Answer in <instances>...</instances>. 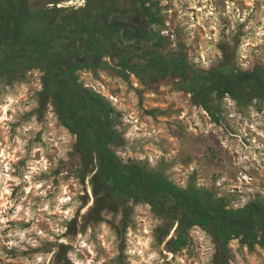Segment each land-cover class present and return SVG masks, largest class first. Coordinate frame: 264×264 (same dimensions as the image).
Segmentation results:
<instances>
[{
    "label": "rangeland",
    "instance_id": "374dc122",
    "mask_svg": "<svg viewBox=\"0 0 264 264\" xmlns=\"http://www.w3.org/2000/svg\"><path fill=\"white\" fill-rule=\"evenodd\" d=\"M77 2L78 0H27L30 10L36 11L47 7L53 10L55 18L87 4V0H84V3L77 7ZM104 2L113 9L120 11L145 9L153 12L156 19L150 24V38L160 42L162 47L169 52L180 51L186 54L193 66L204 68V59H211L210 57L201 59L199 56L202 43L201 36L204 34L205 29H201L200 32H196L194 29L185 32L184 28L177 23L179 13L175 9L172 0H168L166 4H161V0H104ZM176 2L179 3L180 0H176ZM208 2L217 12L226 11L227 3H232L235 5L233 11L239 9L241 14L245 11L249 13L244 23L237 25L235 34L231 37V42L222 39L217 44L222 56L211 59L208 68L231 67L235 72L259 68L264 71V37H261V43L248 45L245 54H240V45L243 43V38L252 32V29H248V32L244 30L248 21H253L256 27L264 23V20L261 19V17H264V0H251V3H248L247 0H227V3L226 0H208ZM197 7H202L200 0H197ZM183 9L192 13L193 20L199 15L196 9L189 8L187 3L183 4ZM203 10L207 11L206 8ZM220 18L225 25V28L221 30V35L224 36L231 21L227 17L221 16ZM153 25L158 27L153 28ZM161 30H167L168 34L162 35ZM214 31L213 29L212 32ZM111 43L113 46L105 45V42L102 43L103 63L101 65L79 68L75 71V74L78 83L84 88L101 95L113 108L110 112V119L112 120L111 127L114 136L109 143V147L115 155L118 150L126 151V146H130L133 151L132 156H118L123 162L137 163L148 170L159 172L184 191H198L202 196L212 201H222L221 203L224 204L226 209L241 208L249 202H258L264 206V159H260L257 163L256 160L249 158L244 161L246 167L234 164V161L239 159L241 155L240 152L235 151L236 145L241 148L251 147L257 158L264 155V137L248 134L243 136V144L240 143V139L237 140V137L232 135V132L236 131L230 128L232 120L228 115L229 112H234V110L243 111V117H245L243 118V127L245 128L246 117L252 119L251 113L255 110H258L264 118V97L252 95L249 100L240 103L227 93L222 94L215 91L209 97V104L215 111L214 117L201 104L195 102L191 92L181 87L179 78H175L157 68H153L150 73L131 74L120 66L118 60L127 44L136 45L139 44L138 41L125 42L121 36L117 35L111 40ZM108 48L112 49L114 59L107 54ZM33 69L39 70L42 75L36 76L32 71ZM100 72H103L104 75L101 76ZM43 73V63L34 52L31 50L24 51L22 48L10 43H0V95L7 93L9 89H14L15 86L27 84L28 91L26 95L28 100L37 99L39 103V107L32 109L30 112H18L16 122H10L13 134L15 128L22 121H27L34 115L38 123L45 125V128H42L41 132L36 134L34 140L29 141V146L40 142L41 136L47 128L49 105L52 106L53 111L58 116L51 95L45 93L43 89L36 91L34 87L37 79L42 84ZM133 77H135L139 87L133 84ZM85 84L88 86L85 87ZM245 89L250 91L248 87H245ZM130 93H135L136 102L134 105L131 103ZM226 95L236 101L235 107L229 105L225 99ZM110 97L116 98L117 102H123L126 107L117 110ZM21 103L23 104L24 101H21ZM193 107L202 108L211 118L208 120L203 113L198 112L201 124L204 127H207V123L214 125L213 128L208 130L207 134L200 130V126L191 121ZM133 109L140 113L136 121L137 126L142 122L150 123L151 126L146 130L156 129L150 137L144 140L125 138V132L132 125L131 123H125L123 118ZM224 112L227 115H223ZM8 114H12L11 110ZM147 117L151 118L150 122L145 119ZM259 119L262 118L257 119L258 126L262 127L264 121L260 122ZM250 121L248 120L249 123ZM59 124L63 125L60 118ZM117 126H119V131H117ZM190 129H195V131H190ZM262 129L264 131V126ZM137 131L138 133L141 131L139 127H137ZM9 140H11V136ZM225 142L233 145V147H226ZM5 143L3 128L0 127V148ZM147 143H152L164 153L158 158L155 167L152 166L149 160V156L153 155L152 150L144 147ZM72 148L73 151L68 153L69 161L67 163L60 161L59 166L53 171L52 175L58 176L64 169H68L70 172L76 171L80 176L83 187L84 178L90 173H95L89 181L94 206L89 210L84 225L79 230L83 231L90 223H99L102 219L100 216L101 211L111 212L113 220L107 221V223L117 234L119 240L117 245L118 255L112 260H106V264H131L130 256L126 251L129 247L126 237L127 229L131 226L133 231L139 232L141 236L148 235L143 231L145 222L134 218L146 216L144 212H136L135 208L137 205L142 206L147 202L114 194L108 182L98 175L96 159L85 156L77 144V140ZM54 154L55 151L52 154H46V158L51 161ZM39 155L37 153V158H39ZM140 155H144L145 158L141 160ZM16 163L23 165L25 160ZM191 165H195V167H190ZM241 174L248 177V180L242 179ZM217 181H220L219 185H217ZM53 183L58 184L59 181L53 180ZM20 187L18 185L13 189V197ZM83 199L85 201L89 199L87 188H85ZM244 201H247V203H244ZM150 212V218L153 222L160 221L151 232L154 242L150 245V250L158 251L160 257L164 260V264H181V261H183V264H241V262L243 264H264V248L259 244L249 247L241 241L240 236L231 237L223 242L217 238L210 225H193L183 229L178 226L175 220L165 214L156 213L152 209ZM117 214L121 216L119 224L115 223ZM17 223L23 227L30 226V222L24 224L23 221H9L10 226H15ZM40 227L43 230L48 228L47 224L43 222ZM201 232L205 234L204 239L200 238ZM75 234L76 222L74 219L72 224L69 225V232L64 235L74 236ZM179 235H181L183 242L175 249L174 240H177ZM234 239L237 240L236 246L230 244ZM165 241L167 242L165 243ZM161 245H163V250H161ZM245 246H247L246 254L244 253ZM53 248H59V251L56 252L50 264H70L66 260V253L71 250V247L57 244L55 241L45 242L41 248H29L28 251H23L16 246L8 249L5 244L0 243V264H25V260L31 259L32 255L41 252L48 253ZM167 253L172 254L170 260ZM107 255L108 250L101 247L96 259L101 256L107 257ZM81 258H83L82 255ZM131 258L140 259L136 255H132ZM153 264H157V262H153Z\"/></svg>",
    "mask_w": 264,
    "mask_h": 264
},
{
    "label": "trees",
    "instance_id": "16d2710c",
    "mask_svg": "<svg viewBox=\"0 0 264 264\" xmlns=\"http://www.w3.org/2000/svg\"><path fill=\"white\" fill-rule=\"evenodd\" d=\"M155 19L151 11H120L104 0H87L84 7L59 18L47 7L30 10L27 0H0V43L31 50L42 61L44 92L51 95L63 125L76 134L81 151L96 159L98 175L114 194L147 202L154 212L165 214L183 229L210 225L223 242L240 236L247 246L259 244L264 248L263 205L249 202L241 208L226 209L222 201H212L198 191H184L159 172L123 162L109 147L114 136L110 119L113 108L101 95L77 82L75 71L101 65L102 43L113 46L111 40L119 35L125 42H139L127 44L118 60L120 66L136 75L157 68L179 78L181 87L214 117L209 97L215 91L227 93L240 103L252 95L264 97L263 70L195 67L186 54L169 52L150 38V24ZM107 54L114 59L111 48ZM181 242L179 235L174 248Z\"/></svg>",
    "mask_w": 264,
    "mask_h": 264
},
{
    "label": "clouds",
    "instance_id": "9594fccd",
    "mask_svg": "<svg viewBox=\"0 0 264 264\" xmlns=\"http://www.w3.org/2000/svg\"><path fill=\"white\" fill-rule=\"evenodd\" d=\"M172 2L179 13L177 23L184 28L185 32L191 29L200 32L201 29H205L204 34L201 36L202 43L199 52L201 59L205 57H210L211 59L221 57L222 53L217 44L222 39H227L228 42H231V37L235 34L237 25L243 24L249 16L247 11L243 14L240 13L239 9L233 11L235 5L227 3V0V10L223 12H217L208 0H200L202 7H197V0H180L179 3L176 0H172ZM247 2L251 3V0H247ZM83 3L84 0H78L77 7ZM166 3H168V0H161V4ZM185 3H187L189 8H194L199 13L195 20L192 19L191 12L183 9V4ZM204 8L207 11H204ZM221 16L227 17L231 21L224 36L221 35V30L225 28L224 23L221 22ZM261 19L264 20V17H261ZM156 27L158 26L153 25V28ZM213 29L215 30L214 32H212ZM248 29H252V32L243 38V43L240 45L241 55L245 54L248 45L261 43V37H264V23L256 27L254 22L249 20L245 26V32H248ZM161 34L167 35L168 32L167 30H161ZM211 59H204V68L209 67ZM32 71L36 76L42 75L39 70L33 69ZM100 75L103 76L104 73L100 72ZM133 84L139 87L135 77H133ZM87 86L85 84V87ZM34 87L36 91L43 89V85L38 79L35 81ZM27 91L28 85L20 84L15 86L14 89H9L7 93L0 95V127L3 128V139L6 142L0 148V243L5 244L8 249L16 246L23 251H28L29 248H41L45 242L55 241L57 244L71 247V250L66 253V260L70 264H106V260H112L118 255L117 245L119 240L117 234L107 223V221L113 220V214L101 211L100 216L102 219L99 223H90L83 231L79 230L84 225L85 217L89 210L94 206L89 181L95 173H90L84 178L83 187L80 176L76 171L70 172L68 169H64L58 176L52 175L53 171L59 166L60 161L65 163L69 161L68 153L73 151L72 145L77 140L76 134L71 133L68 128L59 124V117L55 114L51 105H49L47 112V128L42 134L40 142L29 146V141L34 140L36 134L41 132L42 128H45L43 123L37 122L35 115L27 121H22L15 128L14 134L11 131V123H15L18 119V112H30L32 109L39 107L37 99L28 100ZM130 97L131 103L134 105L136 102L135 93H130ZM110 99L113 100V105L117 110L126 107L123 102H117L116 98L110 97ZM225 99L229 105L235 107V100L227 95ZM21 101H24V103L22 104ZM9 110H11V115L8 114ZM198 112L203 113L208 120L211 119L207 112L202 108L197 109L196 107H193L190 119L195 125L200 126L201 131L207 134L208 130L213 128L214 125L207 123V127H204L201 124ZM139 115L140 113L133 109L123 118L125 123H131L132 125L125 132L126 139L140 138L144 140L156 131L155 128L152 131L146 130L151 126L150 123L142 122L137 126L136 121ZM145 119L149 122L151 121L150 117ZM58 124L59 126L57 127ZM247 126L257 132L258 136L264 137V131L258 130L255 125ZM137 127L141 130L139 133ZM119 130V126H117V131ZM190 131H195V129H190ZM10 136L11 140H9ZM237 140H239V137H237ZM225 146L233 147L228 142H225ZM144 147L152 150L153 155L149 156V160L152 166L155 167L158 158L164 153L152 143H147ZM126 149V151L118 150L116 155L120 157L132 156L131 147L126 146ZM54 151L55 154L49 161L46 158V154H52ZM235 151L241 153L239 159L234 161L236 166L243 165L246 167L244 161L249 158L256 160L257 163H259L260 159H264V155L257 158L251 147L241 148L236 145ZM37 153L40 154L39 158H37ZM139 158L143 160L145 157L140 155ZM20 160H25V163L18 165L16 162ZM190 167H195V165ZM241 177L244 180H248V177L243 176V174H241ZM53 180H57L59 183L54 184ZM219 184L220 181H217V185ZM18 185L21 187L13 197V189ZM85 188H87L89 197L87 201L83 199ZM244 203H247V201H244ZM10 209L11 211H9ZM150 210L151 205L147 203L142 206L137 205L135 208L136 212L146 213L145 217L134 218L145 222L143 231L148 233L147 236H141L139 232L133 231L131 226L127 229L126 237L129 247L126 251L130 256L131 264H153V262L164 264V260L160 257L158 251L150 250V245L154 242L151 232L160 223L159 220L155 222L151 220ZM74 219L76 222V234L74 236L64 235L69 232V225L72 224ZM120 219L121 216L117 214L115 223L119 224ZM9 221H23L24 224H29L30 222V226L23 227L19 223L15 226H10ZM42 222L47 224L48 228L46 230L40 227ZM200 238H205L203 232L200 233ZM230 244L236 246L237 240H232ZM101 247L108 250V255L107 257L101 256L96 259ZM160 247L163 250V245ZM58 251L59 248H53L48 253H36L31 256V259H26L25 264H50ZM244 253H247V246L244 248ZM81 255L83 258H81ZM132 255L139 256L140 259H132ZM167 256L170 260L172 254L167 253ZM181 264H183V261H181Z\"/></svg>",
    "mask_w": 264,
    "mask_h": 264
},
{
    "label": "built area",
    "instance_id": "2783aa9c",
    "mask_svg": "<svg viewBox=\"0 0 264 264\" xmlns=\"http://www.w3.org/2000/svg\"><path fill=\"white\" fill-rule=\"evenodd\" d=\"M223 115H227V113L224 112ZM228 115L230 117V120H232V122H230L231 123L230 128L236 131L234 133L232 132V135L239 137L240 141H242V144H243V136H247L248 134H253V135L258 136L257 132L253 131L252 128L248 127L247 125H255V127L258 130L263 131L262 127L264 126V124L262 123V127H259L257 119L262 118V119H259L261 122V121H264V118L258 110H255V112L251 113V118L253 120L250 118L248 119V117H246L247 124H245L246 126L245 128L243 127V118H245L243 117V111L234 110V112H229ZM248 120H251L250 123L248 122Z\"/></svg>",
    "mask_w": 264,
    "mask_h": 264
},
{
    "label": "flooded vegetation",
    "instance_id": "af4514ba",
    "mask_svg": "<svg viewBox=\"0 0 264 264\" xmlns=\"http://www.w3.org/2000/svg\"><path fill=\"white\" fill-rule=\"evenodd\" d=\"M131 74H133V73H131Z\"/></svg>",
    "mask_w": 264,
    "mask_h": 264
}]
</instances>
